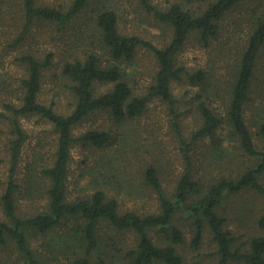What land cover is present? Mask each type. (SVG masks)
Returning <instances> with one entry per match:
<instances>
[{"label": "trees", "instance_id": "1", "mask_svg": "<svg viewBox=\"0 0 264 264\" xmlns=\"http://www.w3.org/2000/svg\"><path fill=\"white\" fill-rule=\"evenodd\" d=\"M136 1L170 30L171 37L164 45L122 33L113 0H69L60 5L40 0H0V35H7L8 44L3 46L8 49L27 43L38 21L59 34L63 46L60 74L71 96L66 112L57 111L55 100L47 104L40 100L54 51L46 50L41 55L35 49L24 50L16 58L26 71L19 102H4L0 110V121L7 122L10 130L11 164L8 181L0 192V264H10L12 254H16L14 264H186L180 252L186 244V229L191 233L189 248L195 253L191 264H207L201 254L207 233L212 257L216 258L214 264H264V207L255 220L259 234L248 242L241 241L227 227L226 218L219 212L226 197L246 190L264 198V151L259 150L246 116L254 91L258 87L264 90V0L258 8L250 5L244 12L248 35L241 44L235 41L230 65L218 67L215 63L209 69L194 70L180 61L191 38L204 47L211 46L221 36L231 14L253 0H209L200 13L178 2L161 9L153 0ZM185 1L193 4L198 0ZM14 6L21 20L19 25L13 23L17 32L7 26L9 8ZM141 49L151 52L158 66L153 83L144 93L135 91L128 74ZM182 83L199 89L193 100L200 126L188 141L179 123L181 114L173 91L174 84ZM3 86L0 81V89L4 90ZM100 87L107 89L102 92ZM154 100L164 102L174 118L186 146V168L174 191L167 195L159 170L144 165L137 170L138 179L157 196V210H123L119 196L139 194L140 190L124 161L120 150L123 145L113 149L116 132L111 127H93L78 135L75 131L100 113L121 127L131 126ZM220 100L226 107V117L215 106ZM260 111L258 135L264 142V107ZM32 116L50 123L57 134L56 150L42 164L31 162L20 184L18 167L28 140L21 120ZM225 122L242 161L251 163L237 175L224 174L206 184L196 176L194 152L200 143L209 140L207 159H229L230 149L218 134ZM77 146L97 154V158L80 176L78 194L70 199V164L72 150ZM42 199L46 202L40 209L20 212L19 201H28L31 209ZM5 253L9 256H3Z\"/></svg>", "mask_w": 264, "mask_h": 264}, {"label": "rangeland", "instance_id": "2", "mask_svg": "<svg viewBox=\"0 0 264 264\" xmlns=\"http://www.w3.org/2000/svg\"><path fill=\"white\" fill-rule=\"evenodd\" d=\"M40 1L49 5H60L67 4L69 0ZM206 1L209 0H198L193 4L185 0H153V3L161 9H167L172 4L178 2L193 12L200 13L207 5ZM256 1L253 0L252 3L250 2L251 4L245 3L241 8H238L237 11L232 13L221 36L216 41H213L211 46L204 47L195 37H192L182 52L180 61L185 63L191 70L199 67L209 69V66H213L215 63L218 67L223 65L227 66V63L230 65L236 51L235 41L241 44L246 40L248 35L249 23L245 19L244 12L250 8V5L251 7L258 8V4L262 0H259V2ZM113 3L119 15V27L122 33L139 35L157 46L164 45L170 39V30L166 26L156 22L154 16L148 14L138 1L113 0ZM7 22L8 30L13 32L15 30L16 32L18 31L13 26V23L17 25L21 23L17 6L9 8ZM33 26L27 43L17 49H8L6 45L3 46V44H8V39H6L8 37L5 34L3 36L0 35V40H3L2 44H0V81H2V84H4L3 87L5 88L4 90L0 89V110L4 102H19L18 97L22 92L20 89L21 81L26 77V71L16 58L21 56L24 50L35 49L41 55H45L46 50L48 52H55L53 65L45 72L40 100L45 104L51 100H55L57 102V111L66 112L71 102V96L68 95L65 81L60 74L63 46L61 45L59 34L51 26L41 21L34 23ZM233 32V36H230ZM157 71L158 66L153 54L141 49L137 53L134 64L128 70V74L130 75L129 82L135 88L136 92L144 93L153 83ZM221 73L224 75L225 70L221 71ZM100 88L99 90L102 92L107 89L106 87ZM261 89L259 87L258 91L255 89L254 97L251 103L247 105L246 116L259 150L264 151V142L258 135V122L261 118L260 110L264 107V90L261 92ZM173 91L177 100L176 108L178 113L181 114L179 123L181 124L184 137L188 141L192 136L193 130L200 126V118L196 108L197 103L193 100L195 93L199 89L191 87L188 83H182L174 84ZM223 105V101L220 100L215 106L219 108L222 116L226 117V107ZM166 107L164 102L154 100L149 104V107H147L148 110L143 116L133 121L131 126L128 124L124 127L117 125L108 115L100 113L86 120L75 131L78 135L80 132L93 127H111L116 132L113 149L116 150L123 145V149L120 150L124 153H122L124 155V161H126V166H130L129 171L133 175L135 185L139 186L140 190L139 194H131L129 196L128 194H123L119 196L123 210L137 209L142 213L157 210V196H155L151 188L138 179V169H141L144 165L155 166L160 172L162 185L168 195L174 191L178 180L182 177L186 168L184 156L186 146L182 144L174 124V118ZM21 121L28 134V140L24 145L18 167L17 179L20 184L26 177L25 174L28 168L31 167V162L36 161L38 164H42L48 157H52L56 150L57 141V134L50 123L36 116L22 118ZM218 134L220 138L226 140L224 146L230 149L229 159L225 158L223 161L221 159L213 161L212 158L207 159L210 156L208 149L211 147L209 140L197 146L192 159L197 178L199 176L202 177L207 182L206 184H209L212 180H216L224 174L237 175L251 163H246V160L242 161L241 152L234 143L232 144L231 129L227 122L224 123ZM9 139L10 130L7 122L0 121V192H2L9 178L11 165L8 149ZM96 155L83 150L80 146L74 147L72 150L69 179L70 195L68 198L72 199L78 194V180L88 165L90 166L96 161ZM120 158L123 159V156ZM85 159L87 163L84 162ZM261 182L264 184V176L261 178ZM45 202L44 199L37 201L30 209L28 201L21 200L18 202L21 208L19 210L21 213H26L34 208L40 209ZM263 207V196L251 190H246L242 194L226 197L219 212L226 218L227 227L235 235L240 236L241 241L248 242L252 236L259 234L260 230L255 220L258 214L262 212ZM125 236L129 240H132L130 234H126ZM185 238L186 244L180 248V252L185 256L186 264H191L195 253L189 248L191 233L188 229L185 231ZM212 251L210 236L207 233L201 248L202 257L207 264H214L216 262V258L212 257ZM3 256L8 257L9 255L5 253ZM9 259L10 264H14L16 254L9 256Z\"/></svg>", "mask_w": 264, "mask_h": 264}]
</instances>
